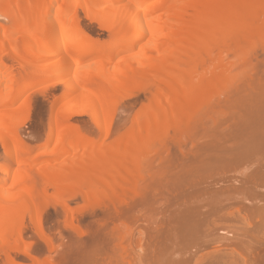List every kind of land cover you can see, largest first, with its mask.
Instances as JSON below:
<instances>
[{
    "label": "bare ground",
    "instance_id": "1",
    "mask_svg": "<svg viewBox=\"0 0 264 264\" xmlns=\"http://www.w3.org/2000/svg\"><path fill=\"white\" fill-rule=\"evenodd\" d=\"M81 11L106 39L88 34ZM0 20V262L31 256L27 219L52 248L49 207L96 218L166 193V230L145 264L263 263L264 0H0ZM4 55L27 68L17 80ZM47 79L69 102L40 119L34 146L20 136L27 105L8 106ZM73 114L92 125L73 128ZM185 142L193 154L166 158Z\"/></svg>",
    "mask_w": 264,
    "mask_h": 264
},
{
    "label": "rangeland",
    "instance_id": "2",
    "mask_svg": "<svg viewBox=\"0 0 264 264\" xmlns=\"http://www.w3.org/2000/svg\"><path fill=\"white\" fill-rule=\"evenodd\" d=\"M80 18L82 20L83 25L85 26L86 31L88 32V34L91 35V37H93L95 39L105 38L104 35L106 36L108 32L106 29H103L100 26L99 21L97 19L91 20L82 11L80 12ZM0 21L2 22V24H5L4 20H0ZM3 61L6 63L7 67L10 68V72L15 77L16 80L18 79V76L21 75L25 69H27L26 67H24L20 64L18 59L13 58L11 56L4 55ZM262 65L263 64H261L260 67H262ZM261 71H262L261 73L264 74V72H263L264 70L262 69ZM261 73H258L257 75L258 76L261 75L263 77L264 75H262ZM252 75H254V73ZM50 80L51 79H47L45 81L44 86H40V87L39 86H32L31 88H29L28 92H26L19 99V101H17V103L8 106L9 109H11L13 113H15V112H17L18 109H21L23 104L25 107L27 105L26 109H27V111H29V120L24 126H22L21 131H20V134H21L20 136L22 137V139L25 142L32 144L34 146H36L37 144L39 145L40 143H42L45 140L44 134H43V138H42L41 142H39V140L36 141L37 135L33 131V129H35V127L39 124L40 119L43 118L44 119L43 122H48L50 120L49 118H50V113H51V106L56 101H57V103H55L53 115H55V113L62 106L68 104V102H69L68 99H65L62 96V93L60 91L62 89V85L58 82V80H56V79L51 80V81ZM139 97H140V95H139ZM135 99L136 98H134L132 100L135 101ZM133 101L131 102V104H133V103L134 104L137 103V104L136 105L133 104L132 106H134V108H138L137 106H139V104H138L139 101L138 100H136V102H133ZM47 111L49 114L47 113ZM120 111L116 115L114 127H118L115 125H119V120L121 117H123V115H121ZM133 112L135 113L134 110H133ZM133 112L130 113L131 115H128L125 117L127 122H126V124H123V125H127V126L130 125V121H131ZM48 116H49V118H48ZM130 116H131V118H130ZM127 117H129V119ZM226 119H227V116L225 118H223V120H226ZM227 120H229V117ZM69 122H70V125L73 126V128L79 129L80 131H83V132H85V130L87 129V127H88L87 124L92 125L89 116L86 114H83V115L73 114L70 117ZM45 129L47 131V126H46V128L43 129V132L45 131ZM102 142H103V137L99 136L94 143H95L96 147H98L99 145H102ZM104 144L106 145V142ZM184 144H186L183 148L184 153L182 151L183 149L179 150V152H176L178 150L175 151V149H172V151L167 152V156L165 155L166 158L176 157L178 155L188 156V155L193 154L194 151H196V149H194L196 147L193 144H191L194 147L193 149H192V146L190 145V143L185 142ZM192 150H193V153H191ZM175 152H176V154H175ZM0 160H2V161H0V163L6 161L5 160V151H4V148L2 145H0ZM14 171H15V168H14ZM5 185L6 186L9 185V182L6 183ZM136 197L134 196V199L131 200L132 202L129 201V202L125 203L127 205L121 206V209L119 208L120 210L117 209L118 211L117 210L116 211L111 210V212H110V210L104 209V210H107L109 212L103 211V210H102L103 211L102 214H101V211L99 213L97 212L96 218H95V216H96L95 214L89 215L90 213L92 214V212H95V211H93L89 208L88 209L86 208V210L84 209L85 211L82 212L81 210L83 208H81L82 207L81 205H80L81 207L77 206V208H78L77 214L79 216L78 215L75 216L76 218L72 217L71 215H69L70 217H68L67 214H64V212L62 210H60L59 208H55L53 206L49 207L47 209L48 212L46 211L43 214L41 229L43 232L45 231L44 233L46 235L47 234H48V236L50 235V237L54 241L52 248L47 246V249H46V245H48V244L45 243V240H43L41 234L36 230V228L27 219L25 222V227H24L25 229H23V242H25L24 246L29 245L31 256L29 258H27L26 256H22V257H24L23 261L20 260V262H22V263H20L18 260L17 261L19 262V264H46V263L47 264H53L54 262H55L54 264H120V263L121 264H140L141 262H142L141 264H145L144 258L147 255V251L149 252L150 248L153 247L152 245L154 244L153 243L154 238L159 236V234L161 232L166 230L165 225L167 224V221H165L166 222V224H165L164 220H167V216H168V212H169L168 210L170 208L169 202L171 200V198H169V197H171V196L169 195V197H168V195H167V197L169 198L168 199L166 197V193H163L162 195H159V196L156 195L155 196V203L153 204V207H151V208H149V207L147 208V207H145V204H143V201H144L143 197L144 196L142 193H137ZM156 198H158V199H156ZM159 200H160V202H158ZM156 201L158 202V205L156 204L157 203ZM160 204H161V206H160ZM128 205H129V207H127ZM164 207H166V209ZM146 209H147V212H146ZM87 210H89L88 212H90V211L91 212L85 213ZM150 210H152V211H150ZM104 212H105V214H104ZM112 212H113V214H112ZM133 212H135V214ZM152 212H154V213H152ZM230 213L231 214L226 213L225 215L226 216L228 215L231 218L234 214V217L235 216L237 217L236 211H233ZM99 214H101V215L98 216ZM241 214L242 215L238 214V217L240 216V218H241V216H242V219H245V218H243L245 216V214H243V212H241ZM61 215H63V216L60 218L59 216H61ZM125 215H127V216H125ZM152 216H154V217H152ZM228 216H227V218L229 219ZM71 217H72V219H71ZM164 217H165V219H164ZM234 217H232L231 219H233ZM238 217H237V219H239ZM155 218H157V220ZM94 220L96 221V223L95 222L93 223ZM151 220H153V221H151ZM80 221H81V223H80ZM88 221H89V223H88ZM254 222L257 223L258 220L257 219L252 220L251 224ZM162 223L164 225H162ZM85 228H86V230H85ZM83 229H84V231H83ZM159 231H161V232L159 233ZM153 232H154V234H152ZM141 233H142V235H141ZM152 236H155V237L152 238ZM139 248H141V249H139ZM49 249L51 252L49 251ZM16 252L18 253V256H19L20 249H18ZM144 254H145V256H144ZM32 255H33V257H32ZM38 255H40V256H38ZM240 255H242V254H240ZM262 255H263V253H262ZM38 257H40V258H38ZM139 259H141V260H139ZM5 261L6 262H4V261L0 262V264H7V260H5ZM139 261H141V262H139ZM262 264H264V261Z\"/></svg>",
    "mask_w": 264,
    "mask_h": 264
}]
</instances>
